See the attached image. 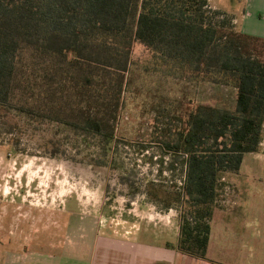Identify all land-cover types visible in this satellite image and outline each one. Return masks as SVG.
<instances>
[{"label": "trees", "instance_id": "1", "mask_svg": "<svg viewBox=\"0 0 264 264\" xmlns=\"http://www.w3.org/2000/svg\"><path fill=\"white\" fill-rule=\"evenodd\" d=\"M134 41L163 72L235 91L231 109L198 103L164 141L184 156L171 200L187 207L170 247L204 259L220 178L259 150L264 128V38L230 14L208 0H0V126L11 150L19 122L47 121L93 135L106 152Z\"/></svg>", "mask_w": 264, "mask_h": 264}, {"label": "rangeland", "instance_id": "2", "mask_svg": "<svg viewBox=\"0 0 264 264\" xmlns=\"http://www.w3.org/2000/svg\"><path fill=\"white\" fill-rule=\"evenodd\" d=\"M234 97L230 86L163 72L134 41L106 152L93 135H74L47 121L19 122V149L11 150L0 126V234H17L20 242L37 235L42 251L46 237L58 243L71 231L110 237L137 232L143 245H174L180 215L187 213L186 205L171 200L180 191L184 156L170 153L164 141L196 104L231 109ZM47 139L62 145L46 147ZM236 202L232 232L208 243L206 257L214 262L183 264H264V128L259 150L244 153L239 170L220 178L213 220H222Z\"/></svg>", "mask_w": 264, "mask_h": 264}, {"label": "crops", "instance_id": "3", "mask_svg": "<svg viewBox=\"0 0 264 264\" xmlns=\"http://www.w3.org/2000/svg\"><path fill=\"white\" fill-rule=\"evenodd\" d=\"M221 1L224 7L217 6L212 0H208V3L212 8L230 14L236 29L264 38V0ZM243 188L244 183L241 191ZM241 191L238 199L242 197ZM237 202L222 220L214 221L212 212L208 243L225 237L228 229L232 232L230 223L234 220ZM225 226L226 229H223ZM71 232L63 235L58 243H51L52 237H46L48 245L43 251L40 242H37L41 241L37 235L20 242L21 237L17 234H0V264H183L190 259L214 262L206 257V253L204 259L194 258L171 248L172 243L168 242L160 246L143 245L138 243L137 232L129 237H110L99 232Z\"/></svg>", "mask_w": 264, "mask_h": 264}]
</instances>
